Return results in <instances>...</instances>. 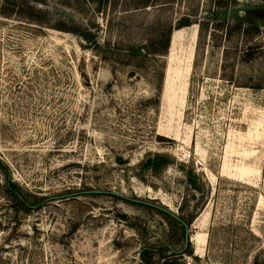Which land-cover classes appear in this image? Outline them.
I'll return each instance as SVG.
<instances>
[{
	"label": "rangeland",
	"instance_id": "rangeland-1",
	"mask_svg": "<svg viewBox=\"0 0 264 264\" xmlns=\"http://www.w3.org/2000/svg\"><path fill=\"white\" fill-rule=\"evenodd\" d=\"M0 162V264H264V0H0Z\"/></svg>",
	"mask_w": 264,
	"mask_h": 264
},
{
	"label": "trees",
	"instance_id": "trees-1",
	"mask_svg": "<svg viewBox=\"0 0 264 264\" xmlns=\"http://www.w3.org/2000/svg\"><path fill=\"white\" fill-rule=\"evenodd\" d=\"M29 1L34 3L41 2V0H29ZM185 25H187V22L184 19H182L177 27L180 28ZM170 33H171V29L167 30V32L163 36H155L154 38L149 39L145 43L135 44L127 47L125 49L127 56L135 58V57H149V56L163 55L168 46ZM82 35L85 39H89L88 36H86L85 34ZM149 161L152 169L163 167L168 163L167 156L160 153L153 154L152 158L151 157L149 158ZM0 167H2L6 173L7 189L13 192L17 200H23L25 196L22 194L19 186L16 185L14 182H12L11 179L9 178L8 170L6 166L2 162H0ZM186 182L187 185L192 190L197 191L199 189V184L191 176L189 175L186 176ZM45 199L46 198L44 197H40L38 200L31 202L32 203L31 205H38ZM159 210L162 214H164L167 217L170 225L171 222H173V224L177 225V227L179 228L180 246L178 248H175L174 246L166 242H158L154 245L143 246L140 251V261L143 264H157V262L153 260V257L155 254H158V256H160V258L162 259L161 264H185L181 251H183V253L186 254H191L190 250L188 249L189 243L187 244L186 248L182 250L185 243L184 242L185 226H188L190 221L187 218V216L175 215L161 208ZM166 252L168 253L166 254Z\"/></svg>",
	"mask_w": 264,
	"mask_h": 264
},
{
	"label": "water",
	"instance_id": "water-1",
	"mask_svg": "<svg viewBox=\"0 0 264 264\" xmlns=\"http://www.w3.org/2000/svg\"><path fill=\"white\" fill-rule=\"evenodd\" d=\"M188 241H189L188 226H185V235H184L185 244H184V248L187 246ZM138 257L140 258V252L138 254Z\"/></svg>",
	"mask_w": 264,
	"mask_h": 264
}]
</instances>
